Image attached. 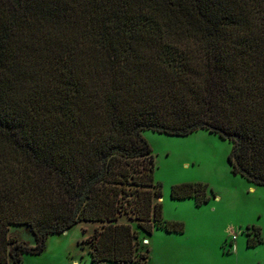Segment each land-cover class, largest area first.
Masks as SVG:
<instances>
[{"label": "trees", "instance_id": "trees-1", "mask_svg": "<svg viewBox=\"0 0 264 264\" xmlns=\"http://www.w3.org/2000/svg\"><path fill=\"white\" fill-rule=\"evenodd\" d=\"M202 129L264 186V0H0V264L78 223L98 225L93 264L133 262L139 231L183 233L142 132ZM200 185L170 197L200 205Z\"/></svg>", "mask_w": 264, "mask_h": 264}, {"label": "rangeland", "instance_id": "rangeland-1", "mask_svg": "<svg viewBox=\"0 0 264 264\" xmlns=\"http://www.w3.org/2000/svg\"><path fill=\"white\" fill-rule=\"evenodd\" d=\"M142 136L154 156L162 216L181 221L184 231L177 234L155 229L149 236L139 231L135 259L129 264H143L140 254L147 249L145 264H264V186L233 173L228 160L231 142L203 129L185 136L145 130ZM182 183L205 186L203 193L209 200L195 205V196L172 199L171 186ZM119 222L129 220L121 217ZM130 223L136 228L134 221ZM96 226L78 223L48 236L46 249L38 255L24 253L21 264H93L90 245L84 240ZM8 234L34 244L25 226L11 225ZM258 238L262 242L248 246V239Z\"/></svg>", "mask_w": 264, "mask_h": 264}, {"label": "crops", "instance_id": "crops-1", "mask_svg": "<svg viewBox=\"0 0 264 264\" xmlns=\"http://www.w3.org/2000/svg\"><path fill=\"white\" fill-rule=\"evenodd\" d=\"M84 223H90V222H84ZM92 224H95V223H92ZM85 225V224H84ZM178 234V233H177ZM149 243V242H148Z\"/></svg>", "mask_w": 264, "mask_h": 264}, {"label": "built area", "instance_id": "built-area-1", "mask_svg": "<svg viewBox=\"0 0 264 264\" xmlns=\"http://www.w3.org/2000/svg\"><path fill=\"white\" fill-rule=\"evenodd\" d=\"M232 239H235V235L232 236Z\"/></svg>", "mask_w": 264, "mask_h": 264}, {"label": "bare ground", "instance_id": "bare-ground-1", "mask_svg": "<svg viewBox=\"0 0 264 264\" xmlns=\"http://www.w3.org/2000/svg\"><path fill=\"white\" fill-rule=\"evenodd\" d=\"M158 200L160 201V197L158 198Z\"/></svg>", "mask_w": 264, "mask_h": 264}]
</instances>
